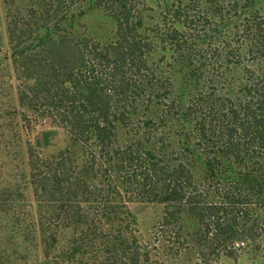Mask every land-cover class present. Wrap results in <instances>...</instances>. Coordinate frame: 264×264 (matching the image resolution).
Segmentation results:
<instances>
[{"label":"trees","instance_id":"16d2710c","mask_svg":"<svg viewBox=\"0 0 264 264\" xmlns=\"http://www.w3.org/2000/svg\"><path fill=\"white\" fill-rule=\"evenodd\" d=\"M258 1L5 0L18 106L65 138L27 151L38 264H219L261 250ZM95 14L109 31L91 32ZM134 203L163 208L146 243Z\"/></svg>","mask_w":264,"mask_h":264},{"label":"rangeland","instance_id":"374dc122","mask_svg":"<svg viewBox=\"0 0 264 264\" xmlns=\"http://www.w3.org/2000/svg\"><path fill=\"white\" fill-rule=\"evenodd\" d=\"M154 2L156 4L159 0ZM187 2H190L189 9H195L191 0ZM256 7L264 9V0H259ZM10 14L5 0H0V258L4 264H38L41 258L39 247L31 240L35 215L28 184L27 151L54 153L64 147L65 138L61 130L48 123L36 122L18 106V82L9 59L5 31ZM86 22L93 34L111 29L109 21L100 14L89 17ZM153 59L160 60V54L154 55ZM129 210L136 221L137 239L141 243L148 242L163 208L155 204L134 203ZM69 238V231H60L57 247H64ZM56 253H50V256L56 257ZM219 264H264V236L259 252L223 258Z\"/></svg>","mask_w":264,"mask_h":264}]
</instances>
